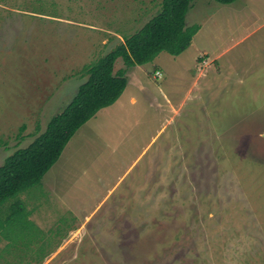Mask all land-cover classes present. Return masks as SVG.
<instances>
[{
    "label": "rangeland",
    "instance_id": "rangeland-1",
    "mask_svg": "<svg viewBox=\"0 0 264 264\" xmlns=\"http://www.w3.org/2000/svg\"><path fill=\"white\" fill-rule=\"evenodd\" d=\"M161 7L0 0V165ZM186 21L237 43L200 78L194 49L138 68V101L85 126L64 175L0 206V264H264V0H193Z\"/></svg>",
    "mask_w": 264,
    "mask_h": 264
},
{
    "label": "trees",
    "instance_id": "trees-1",
    "mask_svg": "<svg viewBox=\"0 0 264 264\" xmlns=\"http://www.w3.org/2000/svg\"><path fill=\"white\" fill-rule=\"evenodd\" d=\"M192 1L162 0L160 11L141 29L88 66L90 76L73 100L29 146L15 150L0 166V206L41 182L77 130L120 98L128 83L127 68L149 63L162 51L181 54L191 45L199 30L198 25L186 23ZM216 1L230 4L236 0ZM118 58L123 59L126 68L114 73Z\"/></svg>",
    "mask_w": 264,
    "mask_h": 264
},
{
    "label": "crops",
    "instance_id": "crops-1",
    "mask_svg": "<svg viewBox=\"0 0 264 264\" xmlns=\"http://www.w3.org/2000/svg\"><path fill=\"white\" fill-rule=\"evenodd\" d=\"M233 3V2H232ZM231 4V3H230ZM186 23H187V21H186ZM187 25H188V23H187ZM192 25H198L199 26V30H198V32L194 35V37H193V40H192V43H191V45L185 50V51H183L181 54H178V55H174V54H171V56H173L174 58H180L182 55H184L185 54V52L186 51H188V50H190V49H194L195 50V52L197 53V57H199L198 58V66L197 67H199L198 69H199V71L197 72V74H195V77H198V78H200V76L201 75H205V73L207 72V70H208V68L211 66V63H209V62H215V61H217L218 60V58H221L230 48H232L233 46H235V44L237 43V42H233L232 44H229V43H224L223 42V36L222 35H217V34H214V33H212L211 34V32L212 31H208L207 29H206V27H205V25L204 24H191V25H188V26H192ZM202 33H204V44L205 43H208L207 44V46H204L205 48H206V50H200V48L198 47V45H197V39L201 36V34ZM112 36H113V34H112ZM111 40H112V37L110 38ZM106 42L108 43L109 42V40H106ZM120 42V41H119ZM123 41H121V43H122ZM120 43V44H121ZM111 52V51H110ZM163 52L164 51H162V52H160L159 54H158V56H156V60L159 58V56H161V54H163ZM167 52V51H166ZM108 54V53H107ZM106 54V55H107ZM105 55V56H106ZM87 56H90L89 54L87 55ZM104 57V56H103ZM99 58V57H98ZM98 58H97V60H93V62L94 63H96L97 61H98ZM101 59V58H100ZM99 59V60H100ZM154 59V60H155ZM119 60H120V58H118L117 60H116V63H115V66H114V73H118L120 70H122V69H125L126 68V65H123L122 67H120L119 69H116V66H117V63L119 62ZM153 60V61H154ZM96 61V62H95ZM174 61L176 62V59H174ZM94 63H88V64H85L84 66H83V68L81 69V70H79L80 72V74H79V76L80 77H82L81 78V83L79 84V86H81L83 83H85L87 80H88V78H89V76H90V74L87 72V69H88V66H91L92 64H94ZM150 63V62H149ZM125 64V63H124ZM147 64V63H146ZM145 66V64H138V65H135V66H132V67H129V68H127V71H126V76H127V78H128V83H127V86H126V88H125V90H124V92H123V94L120 96V98L115 102V103H113V104H111V105H109V106H106V107H104V108H102V109H100L98 112H97V114L94 116V117H92L89 121H87L85 124H83L78 130H77V132L74 134V136L70 139V141L68 142V144L66 145V147L64 148V150H63V152H62V154H61V156H60V158L58 159V161L50 168V170L48 171V172H46V174H47V176L48 175H50L51 177H52V179L54 178V177H59V176H61L62 174L64 175L65 174V168H66V166H69L70 164H71V162L73 161V154H74V152H76V149H72L71 151H70V146H74V143L75 142H77L76 143V145H75V147L77 146V144H78V142L81 140V138H82V136H84L85 134L82 132V129L85 127V126H87L88 128H90V129H95L96 127H97V125L99 124V122H100V120L101 119H105V118H107V117H109V116H111V114H113L114 115V113H116L117 111L116 110H120V109H124V108H127V109H129L126 105L129 103V104H131V105H134L138 100H137V95L134 93V92H131V91H128V89H129V86H130V84L133 82L134 83V85L136 86V85H138V86H142V82H141V77L143 78V76H142V73H140V71L138 70V68H143ZM156 70H161V73H162V71H163V68H159V67H156V69H155V71ZM219 71H221V69L219 68ZM225 71H230L229 69H227V70H225ZM221 73V72H220ZM163 76V73H162V75H161V77ZM160 77V78H161ZM154 78L157 80V79H160V78H158V77H156V75H155V72H154ZM193 78V77H192ZM196 80H197V78H195L194 80H193V83H192V85H194V83L196 82ZM195 81V82H194ZM132 83V84H133ZM131 84V85H132ZM143 87V86H142ZM142 87H139V88H142ZM192 87V86H191ZM189 88L190 90L192 89V88ZM80 88V87H79ZM145 88V87H144ZM189 90V91H190ZM127 92H128V94H127ZM165 97L167 96V95H164ZM126 100L125 101V105L124 104H122V100ZM155 101V104H159V102L157 101V99L156 100H154ZM171 104H172V102H170ZM159 106H161V103L159 104ZM175 107H173V109H174ZM65 109V108H64ZM63 109V110H64ZM116 109V110H115ZM62 110V111H63ZM61 111V112H62ZM61 112H59V113H61ZM59 113H57V114H59ZM57 114H55V115H57ZM54 115V116H55ZM54 116H52L51 117V119L54 117ZM50 119V120H51ZM49 120V121H50ZM49 121H48V123H49ZM48 125V124H47ZM22 128H25V125H23V127ZM39 128V125L37 126V129ZM47 128V127H46ZM46 128H44V130L43 131H41L39 134H36L35 135V137H34V139L38 136V135H40L41 133H43L45 130H46ZM81 134H82V136H81ZM24 139V137H22V140ZM34 141V140H33ZM32 141V142H33ZM31 142V143H32ZM31 143H29L27 146H29ZM27 146H20V147H18V148H25V147H27ZM17 148V149H18ZM17 149H15V150H17ZM11 155V154H10ZM9 155V156H10ZM1 166V165H0ZM67 169V171L69 170L68 168H66ZM46 174L44 175V177L46 176ZM43 177V178H44ZM71 231H73V232H78V229L77 230H71ZM64 241H66V239H64Z\"/></svg>",
    "mask_w": 264,
    "mask_h": 264
},
{
    "label": "built area",
    "instance_id": "built-area-1",
    "mask_svg": "<svg viewBox=\"0 0 264 264\" xmlns=\"http://www.w3.org/2000/svg\"><path fill=\"white\" fill-rule=\"evenodd\" d=\"M155 75H156V77H161V75H162V73H161V70H156L155 71Z\"/></svg>",
    "mask_w": 264,
    "mask_h": 264
}]
</instances>
